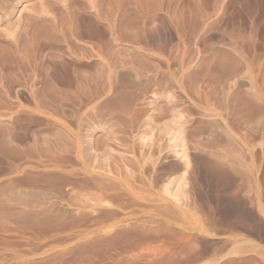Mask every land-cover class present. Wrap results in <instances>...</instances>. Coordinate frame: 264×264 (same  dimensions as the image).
<instances>
[{"label":"rangeland","instance_id":"374dc122","mask_svg":"<svg viewBox=\"0 0 264 264\" xmlns=\"http://www.w3.org/2000/svg\"><path fill=\"white\" fill-rule=\"evenodd\" d=\"M120 1L0 11V264H264V0Z\"/></svg>","mask_w":264,"mask_h":264},{"label":"bare ground","instance_id":"6f19581e","mask_svg":"<svg viewBox=\"0 0 264 264\" xmlns=\"http://www.w3.org/2000/svg\"><path fill=\"white\" fill-rule=\"evenodd\" d=\"M11 1L12 0H0V11L2 12H4V14H6V15H12L13 13H14V9L13 8H11L10 7V4H11ZM110 1H112V0H81V2L83 3L82 5H84V7H83V11H81V12H79L76 16H79L80 17V20H82V22H83V25H86L87 26V24L89 23H91L92 25L93 24H95L94 22H96V21H98V19L99 18H106V19H109V20H116V18H119V17H121L122 15H123V12L124 11H121V13L119 12V10L117 9V11H115V10H110V9H103V8H101L100 6H103L104 4H106L107 2H110ZM113 1H115L116 2V0H113ZM120 1V0H119ZM122 1V0H121ZM120 1V2H121ZM124 1H127L128 2V4H132V5H134V7H136V9H138V8H140V9H142V10H154L155 11V9L157 8V6H158V0H123V2ZM48 3V2H47ZM46 3V4H47ZM118 3V2H117ZM51 4V3H50ZM54 4V3H53ZM121 4V3H120ZM42 5V4H41ZM45 4L43 3V9H41L42 11L41 12H38V11H35V12H32V13H30L29 14V16H27V19H28V21L29 22H27V25H25V27L23 28V32H24V34H28V33H31V37L33 38L34 36H35V34L36 35H40V34H42V33H47V34H49V33H53L52 31H53V28L54 27H52V25L50 24V23H52V22H50V23H47V22H45L46 20H48L47 18H55L56 19V17L59 15V14H63L64 12H55V13H52V11H50V10H48V9H46L45 7L46 6H49V5H46V6H44ZM126 5V4H125ZM25 6V5H24ZM130 6V5H129ZM138 7V8H137ZM26 9V8H25ZM38 9V8H37ZM23 10V9H22ZM39 10V9H38ZM55 10V9H54ZM67 10V9H66ZM138 11V10H137ZM180 11V10H179ZM67 12V11H66ZM135 12V11H134ZM181 12V11H180ZM24 12H19L18 14H19V16L20 15H22ZM57 13H58V15H57ZM76 13V12H75ZM74 13V14H75ZM128 13V12H127ZM131 12L129 11V13L128 14H130ZM27 14H28V12H27ZM72 12H67L66 13V16L68 17L69 15L70 16H72V15H74ZM24 15V14H23ZM63 15H65V14H63ZM62 15V18L64 17ZM182 15V14H181ZM65 16V17H66ZM126 16V12L124 13V16L123 17H125ZM24 17V16H23ZM64 17V18H65ZM66 17V18H67ZM175 18H173L174 20H175V22H176V25H177V23L178 24H181L182 22H184V19H182L181 17L182 16H179V15H176L175 14V16H174ZM184 17V16H183ZM18 18V17H17ZM19 18H21V17H19ZM37 18H39V20L40 21H38L36 24H37V26L36 27H34V28H32L31 30H32V32L31 31H29V28H31V27H33V25L35 24L34 22H36V20H37ZM58 18V17H57ZM34 19H36V20H34ZM46 19V20H45ZM133 19V18H132ZM137 18H135V20H136ZM32 20L34 21L33 23H31L32 22ZM41 20H43L44 21V23H41ZM61 20V19H60ZM42 21V22H43ZM63 21V20H62ZM137 21V20H136ZM182 21V22H181ZM40 22V23H39ZM49 22V21H48ZM64 22H65V20H64ZM172 22H173V20H172ZM55 23V22H54ZM130 23H133V22H130ZM136 22L134 21V24H135ZM14 24V23H13ZM31 24H33V25H31ZM53 24V23H52ZM61 24H64V23H61ZM29 26H31V27H29ZM54 26V25H53ZM58 26V25H57ZM57 26L55 25V27L57 28ZM179 26V25H178ZM29 27V28H28ZM62 27H64L63 25H62ZM7 30V29H6ZM61 30V29H60ZM150 30H151V28H150ZM154 30H156V29H154ZM55 31H57V29L55 30ZM112 31V30H111ZM151 31H153V30H151ZM22 32V33H23ZM148 32H149V30H148ZM34 34V36H33V34ZM37 33H40V34H37ZM84 33H86V32H84ZM103 33H105V31L103 32ZM110 33V32H109ZM128 33H147V29L145 30V29H140V31H137V30H132V29H128ZM150 33V32H149ZM155 33V32H154ZM1 35V34H0ZM55 35V34H54ZM45 36V35H44ZM18 37V36H17ZM17 37H14L13 35H12V38L13 39H11V43L12 44H14V46L12 45V47H17V46H19L18 45V38ZM47 37V36H46ZM49 37V36H48ZM17 38V39H16ZM60 38V37H59ZM57 39V38H56ZM9 42H10V40H8ZM7 41V42H8ZM47 41V40H46ZM5 43V42H4ZM10 43H8V45H9ZM110 44V43H109ZM7 45V43L5 44V46ZM11 45V44H10ZM9 45V46H10ZM24 46H23V48L21 49V51L20 52H22V53H19V54H21L20 56H23V54L25 55V54H27L26 55V57L28 56V55H32V54H28V51H29V45H28V43H27V41L23 44ZM4 45L3 46H0V60H4V59H6V58H16L17 57V54H15V51L14 50H12V47L10 48V47H8V46H6L5 47ZM109 46V45H108ZM8 47V48H7ZM16 49V48H15ZM20 50V49H19ZM17 51H18V47H17ZM16 51V52H17ZM18 53V52H17ZM31 53V52H30ZM33 53V52H32ZM108 54V53H107ZM106 54V55H107ZM111 54V53H110ZM109 56V55H108ZM29 57V56H28ZM28 57L27 58H25V61H28ZM18 59H19V56H18ZM20 59H22V60H24V58H20ZM7 60V59H6ZM9 60H11V59H9ZM8 60V61H9ZM13 60V59H12ZM11 60V62H13ZM16 60V59H15ZM14 60V62H16ZM19 61V60H18ZM32 62V61H31ZM19 63V62H18ZM25 63V62H24ZM23 63V64H24ZM4 64V63H3ZM21 64H22V61H21ZM112 64V63H111ZM24 65H26L27 66V64H24ZM4 67V66H3ZM14 67V66H13ZM21 67V66H20ZM24 68H25V66H24ZM27 68V67H26ZM25 68V69H26ZM29 68V67H28ZM98 68V67H97ZM24 70V69H23ZM27 70V69H26ZM1 72V71H0ZM101 72V71H100ZM99 72V73H100ZM29 73V72H28ZM84 73V72H83ZM7 74V73H6ZM20 74V73H19ZM106 74V73H105ZM31 75H32V73H31ZM15 77V76H14ZM100 77H101V75H100ZM23 78V77H22ZM89 79V78H88ZM93 80V79H92ZM91 80V81H92ZM49 81H50V79H49ZM48 82V81H47ZM99 82V81H98ZM84 83V82H83ZM33 85V84H32ZM51 89V88H50ZM46 90V89H45ZM50 91V90H49ZM48 93V92H47ZM63 93V92H62ZM82 93V92H81ZM46 94V93H45ZM69 94V93H68ZM50 95V94H49ZM4 124V123H3Z\"/></svg>","mask_w":264,"mask_h":264}]
</instances>
